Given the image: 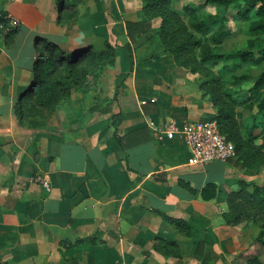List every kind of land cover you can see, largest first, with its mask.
<instances>
[{
	"label": "crops",
	"instance_id": "crops-1",
	"mask_svg": "<svg viewBox=\"0 0 264 264\" xmlns=\"http://www.w3.org/2000/svg\"><path fill=\"white\" fill-rule=\"evenodd\" d=\"M112 1V13L128 3ZM129 4V20L140 19L141 7L132 13ZM99 11L97 5L88 15L94 19ZM1 12L18 33L7 46L0 30V68L8 69L18 57L26 66L34 38L46 31L51 38L56 6L53 0H0ZM154 21L151 31L156 32L160 19ZM106 23H94L92 31L99 33ZM122 31L127 42L123 24ZM137 40L131 44L132 65L128 54H118L115 66L99 78L116 72L112 93L101 83L72 86L61 106L23 123L12 112L23 85L6 95L9 106H0V264H248L251 257L264 263V239L253 242L242 223L229 224L222 215L225 196L236 187V158L229 164L189 165L180 140L154 136V128L166 119L214 115L198 74L176 65L167 52L150 54V40L135 56L141 45ZM187 83L196 87V95L181 87ZM95 102L98 111L91 110ZM107 105L110 110L102 111ZM208 182L215 184V195L204 199L201 189ZM164 215L189 223L191 235L180 234ZM88 237L95 242H77ZM157 237L176 241L181 256L155 250ZM200 241L204 246L197 255Z\"/></svg>",
	"mask_w": 264,
	"mask_h": 264
},
{
	"label": "trees",
	"instance_id": "trees-1",
	"mask_svg": "<svg viewBox=\"0 0 264 264\" xmlns=\"http://www.w3.org/2000/svg\"><path fill=\"white\" fill-rule=\"evenodd\" d=\"M80 1L83 0H63L58 8L56 22L60 24L63 20V6H75ZM202 1L205 5L215 6L217 11L208 12L204 17H200L196 8L188 4L179 9L173 5L172 0H141V18L135 21L125 20L123 23L128 38L125 47L127 46L129 51V63L131 65L133 63L131 44L151 30V21L159 18L160 24L156 35L162 50L172 56L176 65L202 77L198 84L199 89L203 96L209 97L216 108L212 118L216 120L219 132L233 143L234 157L237 156L241 160L243 167H252L254 165L252 162L256 160L264 164V133L262 131L254 133L260 123L253 121L251 125L241 129L235 116L234 98L224 90L223 80L211 70L212 66L219 64H221L219 71L227 69L233 71L242 62L264 63V0ZM229 8L235 9V16L246 22V32L249 35L245 48H237L230 52L222 51L224 39L230 34L226 26ZM68 15L69 12H66V16ZM0 27V30L4 31V44L11 45L18 28L10 24L5 12L0 13ZM198 35L202 37V41ZM119 49L105 39L103 47L98 49L95 45H90L65 50L59 40L37 35L26 62V66L31 69L30 80L24 91L12 102V112L18 122L23 123L29 117L43 115L51 107L61 106L72 86L86 87L88 78L97 81L106 68L115 66ZM234 79L253 81L251 89L260 93L256 104L257 112H264V69L256 77L240 74L234 76ZM91 110H100V104L95 102ZM101 110L108 112L109 105ZM256 139L258 142L255 147L251 142ZM201 194L204 199L212 198L215 195V184L206 183L201 189ZM225 201L227 209L222 215L227 223L232 225L242 222L257 223L260 228L257 239L263 237L264 183L239 179L237 187L226 194ZM163 217L183 236L191 235V226L186 221L166 215ZM85 240L95 242L92 237L79 239L77 242ZM202 246H204L202 241L197 243L195 254L198 255ZM153 248L164 256H181L179 245L174 240L157 237ZM148 253L145 251V254ZM247 263L264 264L257 257L248 258Z\"/></svg>",
	"mask_w": 264,
	"mask_h": 264
},
{
	"label": "rangeland",
	"instance_id": "rangeland-1",
	"mask_svg": "<svg viewBox=\"0 0 264 264\" xmlns=\"http://www.w3.org/2000/svg\"><path fill=\"white\" fill-rule=\"evenodd\" d=\"M63 0H53V3L56 6V14L58 12V8H60L61 2ZM115 1V0H114ZM173 5L176 8H181L185 4L191 5L196 8L197 13L200 17H204L206 13H215L217 11V8L212 5H205L203 4L202 0H172ZM102 3H97L95 5L94 1L88 0L87 3L90 4L89 9L87 11L84 10L87 3L80 1L75 6L71 7H62L64 9V15L63 20H61V23H56L55 26H51L48 30L52 40H60V45L65 49L69 50L71 48H76L79 46H90L95 45V48H101L103 47V41L106 39L110 43H114L116 46H119V55H126L128 54L127 46L125 47L126 37L124 36V32L122 31V24L123 21L129 20L130 16L129 13H127V5L129 4V7L132 10V13L135 12L136 9H140L141 2L139 0H128V3L126 0L125 5H117L116 7H119V11H116L117 13H112L111 3L112 0H103ZM115 3V2H113ZM99 5L100 11L97 13L95 18H91L89 12L94 10L96 6ZM114 5V4H113ZM117 7V8H118ZM66 12H69L70 15L66 16ZM121 12V13H120ZM236 10L229 8L228 9V21L226 23L227 28L230 30V34L224 39V42L222 44V51H232L237 48H245L246 41L249 38V35L246 32V22L242 19L235 16ZM105 14V15H104ZM134 18V17H132ZM107 21L106 25L102 24V29L99 27V33H97L95 30L92 31L94 23L102 21ZM155 24V21L151 24ZM105 28H104V26ZM40 27L47 28V25H41ZM1 29V27H0ZM42 36L47 37V31L40 34ZM199 36V35H198ZM54 38V39H53ZM140 39L138 41L139 44H143L142 46L136 47L134 50V55H137V52L143 53L141 50L143 49V46L146 45L149 40L151 41V48L150 51H148L150 54L156 56L160 52H164L161 49L158 48V38L156 35V32L153 30L145 32L142 36L139 37ZM200 41H202V37H198ZM140 47V48H139ZM139 48V51H138ZM149 53L144 54L141 58V62L146 60L149 55ZM134 56V57H135ZM120 57V56H119ZM22 58L18 57L17 59H11L10 67L8 69H2L0 68V106H2L4 103H6L7 106H9V102H11L10 99L6 98V95H13L17 93L20 86L23 85L22 90L24 91V87L28 85V82L26 84L25 81L29 80L31 69L30 67L25 66L22 63ZM221 64L212 66L211 70L215 72V75H218L221 80H223V88L225 91L229 92L232 98L235 100V116L238 120L239 125L241 126V129H243L245 126L251 125L253 121L260 123L259 126L254 130V133H258L259 131H262L264 133V112H257L256 104L260 98V93L258 91H253L251 89L253 85V81H243V80H236L234 79V76L240 75V74H248L252 75L253 77H256L263 69H264V63L263 62H254V61H246L242 62L233 71L227 70H218L220 68ZM130 70V66L128 65ZM105 71V70H104ZM116 72L108 71L104 73L102 78L97 81H94L92 78H88L87 80V86L94 85L97 87L99 83H101V86L103 88V91L106 90L108 93H112L113 85H112V75ZM103 74V73H102ZM130 72L128 71L126 75L128 76ZM157 73L155 68L152 72V77L157 78ZM101 77V76H100ZM197 79L200 81L202 80V77L198 75ZM190 96L196 95V87L192 83H187L186 87L181 86ZM26 88V87H25ZM74 90V89H72ZM207 100L210 101L208 96ZM191 99V98H190ZM216 109V108H215ZM203 117L197 120L204 121L208 118ZM213 116H211L212 118ZM258 140L256 139L254 142H251L252 146L256 147ZM255 144V145H254ZM237 158L238 157H234ZM238 165L236 166L238 171H234L236 178L234 181L236 182L237 187V181L240 178L249 179V180H255L259 184L264 183V164L255 161L252 162L254 164L252 167H243L241 166V160L238 159ZM227 163L229 164L230 161L227 160ZM227 176H232L231 174H227ZM235 187V188H236ZM248 223L254 224L249 225ZM256 224V225H255ZM242 226L244 229L245 235L248 237H251L253 242H262L264 239V235L262 238L257 239V235L259 233V226H257V223L253 222H242Z\"/></svg>",
	"mask_w": 264,
	"mask_h": 264
},
{
	"label": "built area",
	"instance_id": "built-area-1",
	"mask_svg": "<svg viewBox=\"0 0 264 264\" xmlns=\"http://www.w3.org/2000/svg\"><path fill=\"white\" fill-rule=\"evenodd\" d=\"M11 25L15 26V23ZM154 136L159 141L175 138L180 140L189 152V165L224 162L235 156L233 143L219 132L217 122L213 118L181 122L169 118L154 128Z\"/></svg>",
	"mask_w": 264,
	"mask_h": 264
}]
</instances>
